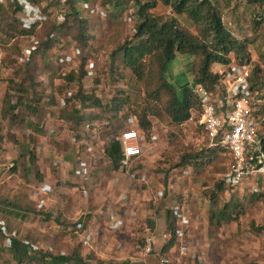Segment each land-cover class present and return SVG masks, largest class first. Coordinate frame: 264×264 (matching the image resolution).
I'll return each instance as SVG.
<instances>
[{"label":"rangeland","instance_id":"1","mask_svg":"<svg viewBox=\"0 0 264 264\" xmlns=\"http://www.w3.org/2000/svg\"><path fill=\"white\" fill-rule=\"evenodd\" d=\"M217 1L226 27L237 38L249 39L252 73L255 67H259L260 73L257 74V78L264 83V60L261 59V54L264 52L259 51L261 43L259 35L264 38V27L256 32L253 22L254 16L263 8L249 0ZM100 6L101 1L96 2L95 6H90V9L94 7V10H91L94 14L89 17L93 25L91 29L93 40L88 44L85 52L78 43L68 42L65 39H63L65 43L51 51L52 57L48 58V71L39 82L38 96L36 95L42 99L39 105L42 116L37 119L39 127L36 128L29 122L17 124L8 129L9 124H6L5 141L0 150V203L3 199H11L16 195L27 196L39 212V215L35 214L29 221L17 220L15 216L10 217L11 226L20 231L22 239L33 245L36 253L39 252L42 255L80 253L87 264H100L101 261L113 264H160L158 255L166 254L171 264H186L174 249L162 253V247L166 243H164L165 234H168L167 212L176 200L181 199L188 201L189 209L194 217L203 223V227L197 229V233L198 238L203 239L204 251L210 264H264V198L258 201L251 200L250 196L254 187L251 184L238 189L225 186L219 194L217 207L220 208L225 204L236 205L239 213H235L233 215L235 218L223 225L211 223V197L217 184L223 182L225 173L231 167V157L223 152L220 156L222 158L215 159L210 165H206L204 161V164L199 166L192 163L181 165L184 161L183 157L199 153L207 157L206 154L211 149L209 138L199 124V113L193 112V118L181 127L170 126L166 120H161L152 114L145 116L147 105L145 95L131 76L124 79L112 78L110 55L117 48L120 40L115 43L116 32L108 27L105 17L99 18L100 15H104V10ZM26 10L34 13L35 9L29 11V7H26ZM52 11L54 15L52 18L47 16V22L52 21L53 18L60 23L65 21L61 15V6ZM154 12L158 15H168L171 10L160 4ZM18 17L19 14L17 15L19 22ZM181 23L196 32L194 24L187 18H181ZM44 30V27L38 28L37 36L32 34L20 36L9 45L6 43L4 45L2 39L6 37L0 32V79H12L15 69L23 67L17 63L22 46L27 45L32 37L42 40ZM132 35L133 23H130V26L126 27L123 39L130 38ZM16 46L19 47L18 51L13 48ZM72 55L77 57V65L66 64L67 57ZM84 57H88V64L95 65L96 75L93 79L85 78L83 82H80L76 73ZM193 63V57L178 54L176 59L167 66V79L178 89L187 84L193 85ZM214 69L219 71L216 67ZM223 71L225 68H222ZM74 77L76 80L73 81ZM45 78L48 81L43 83ZM69 90L75 91L76 94L83 90L86 95H92L96 99H98L97 94L103 93L107 98L98 99L103 105H111L112 100L121 92L130 96L132 101L125 108L126 116L119 115L117 121L116 119L111 121L110 117L114 116L110 113L111 110L106 115L99 109L90 108L87 104L89 111L84 113L91 123L95 121L111 123L107 129H103V138L106 142L110 133L116 128H120L121 136L130 118L136 119L143 130L141 132L146 134L148 148L154 143L150 134L151 131L153 132L157 145L156 155L143 159L134 169L140 170L137 180L140 174L145 175V183L131 182L121 169L117 174L112 173L110 164L104 159L94 166L96 186L90 193L91 197L85 199L78 190L79 185L73 184L72 175L67 174V178L62 179L60 176H63L65 171L56 170L52 166L54 163L52 156L63 155L64 150L58 149L56 154L39 156L34 149L33 154L36 159L32 164L29 158L20 159L21 154H28L29 145L36 144V141L26 134L28 130L46 136L47 133H43L44 129H40L43 125L45 129L55 127L59 134L66 136L81 132L79 125L62 124V121L57 118L60 112V99ZM263 95L264 93L258 94V96ZM256 105L259 110L264 105V101H258ZM154 120L156 126L151 123ZM263 135L264 127L261 125L259 138L261 139ZM54 137L49 138L53 139L54 145L57 146L60 143L54 140ZM17 150L20 151L19 156L16 155ZM14 165L20 166L17 171L20 170L22 174L19 175L13 170ZM44 183L51 184L53 192L48 197L47 207L40 208L38 201L31 193L34 188ZM257 188L264 193L263 181L258 183ZM112 209L117 213L118 218L124 221L125 227L120 231H111L109 224L101 220L103 212ZM132 213L136 214V221L133 224L130 223ZM98 216L100 222L95 223V217ZM0 219L5 220L2 216ZM82 221L94 229L95 239L90 245H86L81 238L80 233L83 231L79 235L74 228ZM148 234L154 237V253L145 256L142 249ZM119 244H123V247L119 248ZM0 264H16V262L9 252L4 251L0 253ZM23 264L29 263L25 261ZM33 264H37L36 261Z\"/></svg>","mask_w":264,"mask_h":264},{"label":"trees","instance_id":"2","mask_svg":"<svg viewBox=\"0 0 264 264\" xmlns=\"http://www.w3.org/2000/svg\"><path fill=\"white\" fill-rule=\"evenodd\" d=\"M99 1H101L100 7L104 10V15H100L99 18L105 17L108 27L116 32L115 43L120 40L117 48L110 55L112 78L124 79L131 76L145 95L147 105L144 115L157 116L161 120H166L170 126L181 127L193 118V112L201 113L200 102L193 94L192 85L187 84L178 89L166 77L167 66L178 54L194 58L193 84H203L213 92H217L223 83V76L214 69L215 67L220 70L227 68L234 61L239 65L252 62L249 39L237 38L226 27L217 0H0V32L6 37L2 39L4 45L5 43L9 45L15 38L27 34L37 36L38 28L45 29L44 37L38 40L39 48L32 55L31 61L26 66L16 68L12 79H0V82L7 85L0 116V150L5 141L6 124H9L8 129L29 122L30 125L39 127L37 119L41 115L39 105L42 99L37 97V90L44 73L48 71L51 51L65 43L63 39L78 43L84 52L87 50L88 44L93 40L91 31L93 25L89 17L94 14L92 13L94 7L90 9V6H95ZM249 1L263 8L253 19L254 29L257 32L264 27V0ZM160 4L169 8L171 12L168 15L155 13ZM60 6L61 15L65 20L62 23L54 18L50 22L46 21L47 23L44 21L31 25L18 22L17 15L26 7H29V10L37 9L45 17L52 18L54 15L52 10ZM183 17L194 24L196 32L183 26L181 23ZM130 23H133V35L123 39L126 27L130 26ZM259 36H261L259 51L264 52V38L262 35ZM13 48L19 50L17 46ZM261 59L264 60V53L261 54ZM87 60L88 57H84L78 72L74 71L77 72L80 82L84 81L87 74ZM58 61L61 62V57ZM258 73L260 68L255 67L249 80L252 85L251 90L262 94L264 83L257 78ZM74 80L76 77L73 78ZM75 97L90 108L99 109L103 114L107 115L111 110L110 113L114 115L110 117L111 121L113 119L117 121L119 115L125 117V108L132 101L124 92L119 93V96L112 100L111 105H103L100 100L92 95H86L83 90H80ZM257 100L264 101V95L258 96ZM67 103L68 108L61 110L60 118L65 122L81 126L83 113L73 106L72 100H68ZM256 115L264 127V105L257 110ZM119 131L120 128H116L110 133L105 150V158L112 164V173L116 174L121 169L123 159L121 144L116 140L120 135ZM261 140L264 145V135ZM27 149L28 154H21L20 159L29 158L32 164L36 159L33 145H29ZM223 152L228 154L223 147L217 146L207 152V157L203 153L187 155L183 157L184 161L181 165L192 163L199 166L204 162L210 165L215 159H219ZM14 166L13 170L19 175L22 174L20 170L17 171L20 166ZM225 186L224 180L217 184L211 197L210 221L213 225H223L233 220L235 213H239L236 205L225 204L220 208L217 207L219 194ZM263 196L264 193L253 192L250 198L252 201H258L264 198ZM35 214L39 215V212L27 196L16 195L14 198H5L1 201L0 216L5 220H0L5 222L9 235L15 234L17 238L12 239V247L7 249L4 247L5 237L0 230V253L9 252L16 264H23L25 261L29 264L35 261L37 264H87L80 253L42 255L34 251L32 244H25L20 231L11 226L10 217L15 216L17 220L29 221ZM167 217L169 228L173 232L176 220L171 209L167 212ZM77 227L78 224L74 228ZM82 229L83 227L79 230ZM173 246V241L168 242L163 247L162 253L168 252ZM100 264L113 263L101 261Z\"/></svg>","mask_w":264,"mask_h":264},{"label":"built area","instance_id":"3","mask_svg":"<svg viewBox=\"0 0 264 264\" xmlns=\"http://www.w3.org/2000/svg\"><path fill=\"white\" fill-rule=\"evenodd\" d=\"M18 18L24 25L46 21V17L37 9L34 10V13H29L25 9L19 14ZM38 48L39 41L32 37L27 45L22 46L21 54L17 57V63L21 66H26ZM76 58L73 55L72 57H67L66 64L77 65ZM95 69L93 63L87 65L86 80L95 78ZM251 73V63L239 65L234 61L225 68V71L221 72L223 83L217 92L210 91L203 84H193L192 90L201 106L199 124L205 130L211 148L223 147L232 159V165L224 175L225 185L232 189H238L246 184H251L252 186L254 185L253 192L261 193V189L257 188V186L260 181L264 183V145L259 138L261 123L256 115V103L260 100H257L258 93H254L251 90L252 85L249 80ZM45 81H48V79H43V83ZM75 95L76 93L73 90L66 92L60 99L62 109H67V101L72 100L73 106L83 111V113L89 111L86 103L78 100ZM97 98L105 100L107 96L99 93ZM151 123L156 126L155 120ZM83 124L85 133L73 138L75 147L73 173L83 180L84 187L90 198V193L96 186V178L94 176V166L96 165L88 164L86 157L94 158L97 149L104 150L105 153L106 142L103 138V129H107L108 124L98 121L91 123L88 117H84ZM127 126V129L116 140L121 144L123 151L121 170L133 182L138 178V171L134 169L141 164L148 153L144 151L142 146L137 120L130 118ZM54 134L55 131H51L44 137V147L35 149L38 153L37 155H49L50 150L48 147L50 146L51 148L54 144L53 139L50 138ZM152 140L155 143L153 134ZM150 152L156 153L157 146H152ZM56 163H52V166ZM52 192L53 186L44 183L34 188L31 194L38 201L40 208H46L48 197ZM171 210L176 220L175 230L169 237V241L174 242L173 249L180 258L185 260L186 264H210L204 251L203 239L198 238L197 233V229H200L201 226L203 227V223L200 219L194 217L189 209L188 201L183 200L174 204ZM130 216V223H135L136 214L132 213ZM102 219L109 224L111 231H120L125 227L124 221L118 218L117 213L113 209L103 212ZM0 230L5 237L4 247L10 249L12 247V239L17 238V236L15 234L9 235L6 224L2 220H0ZM76 233L79 234L80 232L76 231ZM80 234L86 245H90L95 237L93 228L86 229ZM24 243L29 244L26 241ZM154 244L153 235H146L145 246L142 249L145 256H150L154 253ZM122 247L123 244H119V248ZM158 258L160 264H171V260L166 254H159Z\"/></svg>","mask_w":264,"mask_h":264},{"label":"crops","instance_id":"4","mask_svg":"<svg viewBox=\"0 0 264 264\" xmlns=\"http://www.w3.org/2000/svg\"><path fill=\"white\" fill-rule=\"evenodd\" d=\"M219 72L221 73L222 72V68L219 70ZM6 91H7V85L5 84V83H3V82H0V116H1V111H2V104H3V101H4V97H5V94H6ZM60 112H61V110H64V109H62V107L60 106ZM79 110V109H78ZM79 111H81V110H79ZM60 112L58 113V115H57V118L60 120V121H62V124H69L68 122H65L64 123V120H62L61 118H60ZM82 113H83V111H81ZM40 116H42V115H40ZM84 117L86 118V115H85V113H83V119H84ZM88 117V116H87ZM89 118V117H88ZM82 119V120H83ZM107 124H108V126H109V124H111V123H109V122H106ZM72 124V123H71ZM44 126L42 125V126H40V129H44V134L45 133H49V132H51V131H55V134H54V140H56V141H58L60 144H58L57 146L56 145H52V147L50 148V146L48 147L49 148V150H50V152H49V155H51V154H56V151H58V149H62V150H64V154L63 155H53L52 157H53V161L56 163V162H58V163H56L55 165H54V169H56V170H63V171H65L64 172V174H63V176H60L62 179H66L67 178V174H70V176L71 177H73V184H78L79 185V188H78V190L79 191H81V195H82V197L83 198H89L88 197V195L89 194H87V192H86V189H85V184H84V182H83V180L82 179H80V178H78L74 173H73V165H74V163H75V147H74V145H73V138L75 137V136H81V135H83L84 133H85V131H84V124L82 123V125L80 126L81 128H80V130H81V132L79 133V134H72V135H69V136H66L65 134H59V131H58V129L57 128H55V127H50V129H45L46 127H44ZM127 127L128 126H126L125 127V130L127 129ZM125 130H123L121 133H123ZM139 134H140V136H141V139H142V146H143V148H144V151L146 152V153H148V155L146 156V158L147 157H150L151 155L153 156V155H156V153H152V152H150V150H151V147L152 146H154V145H156V142L155 143H153V145L151 146V147H147L148 146V144H147V141H146V134L144 135V133H142L141 131H143V130H141V128H140V126H139ZM47 131V132H46ZM26 134L27 135H29L30 137V139H33V140H35L36 141V144H34L33 145V149H36V148H38V147H44L43 146V139H44V137H45V135L43 136V135H41V133L39 134V133H36V132H34V131H32V130H28L27 132H26ZM46 134V135H47ZM151 136H152V134H153V132L151 131ZM120 136V135H119ZM106 142V141H105ZM157 146V145H156ZM106 147H107V142H106V146H105V150H106ZM20 153V151L19 150H17V152H16V155H18ZM96 156L93 158V157H86V160H87V163L88 164H91V165H97L100 161L102 162V160H104V159H106L105 157V153H104V150H101V149H97L96 150ZM20 155V154H19ZM18 155V156H19ZM108 164H110V166H111V169H110V171L112 172V164L110 163V162H107ZM138 171V173H139V171L140 170H137ZM139 175V174H138ZM145 175H141L140 174V176H139V179L138 180H136L137 182V184H141V182H144L145 181ZM141 179V180H140ZM147 182V181H146ZM145 183V182H144ZM63 187H64V185H62ZM181 201H183V200H181V199H178V200H176L175 202H174V204H176V203H180ZM100 220V218H99V216L98 217H95V223H97V222H100L99 221ZM101 220H103V219H101ZM94 223V224H95ZM86 226H88V228L86 227ZM81 227H83V229L82 230H79ZM92 228V226H90V225H87V223H85V222H83L82 221V223L80 222V224L78 223V227H77V229H76V231L77 232H82V231H85L86 229H91ZM168 234L166 233L165 234V240H164V245H163V247L168 243V242H171V241H168L169 240V237L171 236V233H172V231L170 230V228H169V224H168ZM157 232V231H156ZM80 237V236H79ZM94 239H95V237H94ZM93 239V240H94ZM168 241V242H167ZM93 242V241H92ZM163 247H162V249H163ZM173 248H174V246H173ZM172 248V249H173ZM171 250V249H170ZM165 253H167V252H165ZM208 259V258H207Z\"/></svg>","mask_w":264,"mask_h":264}]
</instances>
